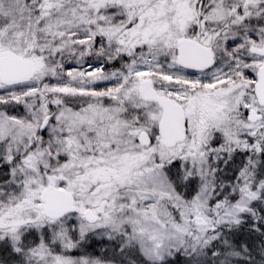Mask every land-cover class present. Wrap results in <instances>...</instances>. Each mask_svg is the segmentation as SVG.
I'll return each mask as SVG.
<instances>
[{"label": "snow or ice", "instance_id": "1", "mask_svg": "<svg viewBox=\"0 0 264 264\" xmlns=\"http://www.w3.org/2000/svg\"><path fill=\"white\" fill-rule=\"evenodd\" d=\"M0 264H264V0H0Z\"/></svg>", "mask_w": 264, "mask_h": 264}]
</instances>
